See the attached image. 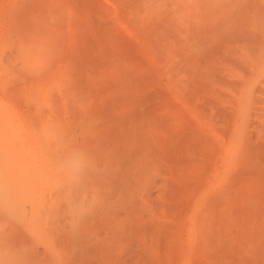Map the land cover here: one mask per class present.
I'll return each mask as SVG.
<instances>
[{"label": "rangeland", "instance_id": "1", "mask_svg": "<svg viewBox=\"0 0 264 264\" xmlns=\"http://www.w3.org/2000/svg\"><path fill=\"white\" fill-rule=\"evenodd\" d=\"M75 78L87 80L65 86L69 103L57 107L61 85ZM94 82L111 87L106 102L81 90L82 83H92L98 92ZM147 85L155 93L149 91L148 99ZM142 94L145 109L170 122L168 141L155 137L151 129L162 130L159 120L147 123L148 111L124 116L126 127L127 120L146 123L143 138L128 129V136L118 132L124 126L118 113L139 106ZM115 101L119 108L102 115ZM96 115L101 123L93 127L112 137L116 132L110 147L121 141L127 149L134 141L139 148L148 143L146 133L152 137L160 163L171 166L163 167L166 179L167 169L170 176L190 170L189 163L174 165L171 150L182 134L191 135V187L166 188L175 211L190 206V216L160 210L176 238L190 243L180 250L173 242L165 250L162 240V261L239 264L246 249L240 218L249 192L238 184L247 166L260 164L264 173V0H0V205L11 199L22 204L17 184L43 185V178L25 175L20 164L38 159L43 145L69 144L75 130L61 134L63 120ZM259 198L264 203V190L254 201ZM252 231L257 238L248 247L255 251L264 245V210ZM219 237L233 248L222 250Z\"/></svg>", "mask_w": 264, "mask_h": 264}, {"label": "bare ground", "instance_id": "2", "mask_svg": "<svg viewBox=\"0 0 264 264\" xmlns=\"http://www.w3.org/2000/svg\"><path fill=\"white\" fill-rule=\"evenodd\" d=\"M85 79L87 80L75 78L66 84L61 83V97L56 99V106L62 108L69 103V89H65V86L69 87ZM133 79V76L128 79L131 85ZM94 84L98 85L96 88L99 87L96 93L92 89V83H82L81 90L91 97L104 96L106 99L102 98V101L105 102L113 95L110 86L96 82ZM146 87L148 99L152 88L150 85ZM145 103L142 94L139 106L129 105L127 110L118 113L120 120L117 123L124 125L125 115L127 119L136 114L146 116L148 111L150 114L146 116L147 123L154 125L159 120L157 122L162 133H157L154 128L151 131L156 133V138L159 135L162 140L168 141L172 135L169 130L170 122L165 117L153 115L156 113L149 110L151 107L145 109ZM119 106L118 101L112 106H104L102 115L109 116ZM64 110L70 112L66 108ZM100 117L101 115H96L95 120L81 117L69 123L63 120V124L59 125L61 134L71 133L72 128L75 130L69 144L65 148L64 145H43L38 159L23 160L20 164L25 175L39 176L44 183L33 189H22L17 184L15 197L21 198L22 204L11 199L0 205V242L3 247L0 250V264H171L162 261V240L165 250L173 242H176L180 250L188 246H185L187 242L184 237H180V240L176 238L174 228L160 217V210L161 207L171 210L183 219L190 216V206H183L186 211L181 207L184 211L182 214L175 211L173 197L166 188L191 187L195 178L191 164V135L182 134V140L172 147L173 152L169 149L175 156L174 165L178 168L179 165L182 167V164L189 163L190 170H186L185 174L181 173L183 176H170L166 168V176L175 180L166 179L162 178V170L170 164L164 166L160 163L162 153L154 148L152 137L149 138L146 133L148 143L139 148L134 141L127 143V149L121 141L110 147L109 140H115L116 132L115 137H112L104 134L98 127H93L98 122L101 123L98 120ZM82 120L89 122L83 123ZM144 124L146 123H128L127 120V127L124 125L117 130L121 135L128 136V129L136 138H143ZM88 127L90 128L86 130ZM79 131L81 136H77ZM167 148L168 146L165 150ZM184 158L187 163L183 162ZM245 173L246 179L238 184V190L247 189L249 192L240 218L241 223L245 224V229L240 227L239 232L242 247L246 249L239 264H264V245L255 251L248 247L250 240L257 238L252 228L258 213L264 210V203L260 198L257 202L254 201V197H258L264 190V173L260 164L255 167L247 166ZM245 230L248 232L247 236ZM259 240L264 242V234ZM216 245L221 246L224 251L233 248L232 243L222 237L218 238ZM7 247L11 249L8 250Z\"/></svg>", "mask_w": 264, "mask_h": 264}]
</instances>
